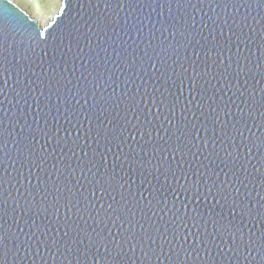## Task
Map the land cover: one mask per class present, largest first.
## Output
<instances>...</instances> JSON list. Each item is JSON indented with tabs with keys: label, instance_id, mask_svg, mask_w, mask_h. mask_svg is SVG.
<instances>
[{
	"label": "water",
	"instance_id": "1",
	"mask_svg": "<svg viewBox=\"0 0 264 264\" xmlns=\"http://www.w3.org/2000/svg\"><path fill=\"white\" fill-rule=\"evenodd\" d=\"M0 51L4 264H264V0H0Z\"/></svg>",
	"mask_w": 264,
	"mask_h": 264
},
{
	"label": "rangeland",
	"instance_id": "2",
	"mask_svg": "<svg viewBox=\"0 0 264 264\" xmlns=\"http://www.w3.org/2000/svg\"><path fill=\"white\" fill-rule=\"evenodd\" d=\"M41 26L50 20L59 0H12Z\"/></svg>",
	"mask_w": 264,
	"mask_h": 264
},
{
	"label": "snow or ice",
	"instance_id": "3",
	"mask_svg": "<svg viewBox=\"0 0 264 264\" xmlns=\"http://www.w3.org/2000/svg\"><path fill=\"white\" fill-rule=\"evenodd\" d=\"M106 7H108V4H106ZM89 23L95 24V21L89 22V20L86 19L84 21L83 27ZM37 35L41 36L42 33L38 32ZM7 64H8L7 56L3 53V51H0V70L6 71L7 70V68H6ZM139 131H140L139 128H137V126L135 124H127V122H125L121 126V128L119 129V132L121 135H123L125 137H128L129 135H131L132 139H136L138 137ZM192 187L185 189V190H191ZM5 260H6V252L3 249V247L0 246V264H4Z\"/></svg>",
	"mask_w": 264,
	"mask_h": 264
},
{
	"label": "bare ground",
	"instance_id": "4",
	"mask_svg": "<svg viewBox=\"0 0 264 264\" xmlns=\"http://www.w3.org/2000/svg\"><path fill=\"white\" fill-rule=\"evenodd\" d=\"M60 1H61V0H59L58 5H57L56 7L53 8V10H52L53 13L58 9V7H59V5H60ZM53 13H52V14H53ZM52 14H51V15H52ZM38 24H39V23H38ZM39 25H40V24H39Z\"/></svg>",
	"mask_w": 264,
	"mask_h": 264
}]
</instances>
